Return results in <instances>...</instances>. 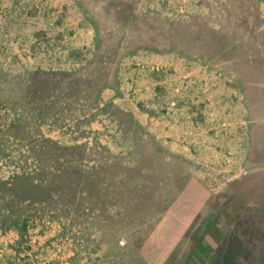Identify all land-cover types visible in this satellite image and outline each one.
<instances>
[{"label":"rangeland","instance_id":"rangeland-1","mask_svg":"<svg viewBox=\"0 0 264 264\" xmlns=\"http://www.w3.org/2000/svg\"><path fill=\"white\" fill-rule=\"evenodd\" d=\"M263 3L0 0V264H264Z\"/></svg>","mask_w":264,"mask_h":264},{"label":"trees","instance_id":"trees-1","mask_svg":"<svg viewBox=\"0 0 264 264\" xmlns=\"http://www.w3.org/2000/svg\"><path fill=\"white\" fill-rule=\"evenodd\" d=\"M74 84H76L75 86H73ZM107 82H104L101 86L96 85V90H98L99 88H104L107 86ZM77 85H80L78 83V80H61L59 83V86L57 84V95L58 98H60L61 102H64L66 105L70 104L71 102H73V99L70 100L68 97H70V94L72 93V89L74 90L75 87ZM89 91L90 93L92 91H94V87L91 85L89 86ZM78 97L79 93H77ZM76 98L77 100H79V98ZM93 96H90V103H92L93 101ZM116 114H120L121 115V111L116 109ZM23 119V117L21 116V114L17 115L13 121L11 122L10 126L11 127H15L17 123L20 122V120ZM42 141L45 142L46 146L48 147L50 146V148H52V152H45L43 155L44 157L41 158V172H42V181H41V188L43 189V198L40 199L41 202L43 203V208L45 210H48L49 215L51 217H56V212L55 209H58V207L61 206H55V208H51L52 206H54V204H57V199L58 195L56 194V196L53 194H55V190L57 191V189H60V187H63L64 185H62V180L64 179V177L68 176V172L71 168V164H73L72 162H74L73 160H75L74 158H72V156H70V154H67L65 152L62 151L63 148H66L67 146H62L59 142H57L56 140H53L51 138L48 137H42ZM60 164V165H57ZM79 164V162H78ZM97 166V167H96ZM98 166H100L98 163L94 164L93 167L98 168ZM81 167V164H80ZM81 169L84 171L85 167H81ZM84 173V172H83ZM16 176V175H15ZM11 184V183H10ZM60 201V200H59ZM15 199L10 200V203H14ZM51 208V209H50ZM66 205L64 204L60 210H65ZM10 217L12 219V221H15V219L13 218L15 212H10ZM9 215L7 214V216H5V220L9 219L7 218ZM29 222V219H25V223L27 224Z\"/></svg>","mask_w":264,"mask_h":264},{"label":"crops","instance_id":"crops-1","mask_svg":"<svg viewBox=\"0 0 264 264\" xmlns=\"http://www.w3.org/2000/svg\"><path fill=\"white\" fill-rule=\"evenodd\" d=\"M264 4V3H263Z\"/></svg>","mask_w":264,"mask_h":264}]
</instances>
